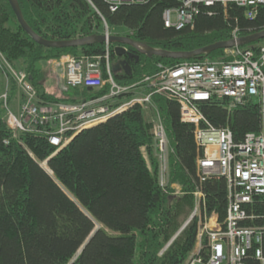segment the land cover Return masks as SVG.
I'll return each mask as SVG.
<instances>
[{"label": "trees", "instance_id": "trees-1", "mask_svg": "<svg viewBox=\"0 0 264 264\" xmlns=\"http://www.w3.org/2000/svg\"><path fill=\"white\" fill-rule=\"evenodd\" d=\"M91 1L18 0L29 26L51 40L102 33L105 20L110 29L126 27L127 34L122 35L138 42L165 50L191 51L234 38L235 29L239 36L264 30V4L253 18L247 16L246 8L233 3L200 5L193 23L177 30L165 26L163 12L177 6L178 0L124 4L115 11L104 0ZM115 45L111 43L113 68L122 59L116 55ZM105 46V42L66 48L39 44L22 27L9 0H0V52L13 68L27 73L40 107L107 94L108 87L53 91L48 85L52 80L55 84L52 60L64 55H103ZM125 46L139 54V59H127L130 73L113 69L115 80L123 85L155 73L159 64L230 58L226 49L181 59L148 57ZM263 46L264 38L240 47L253 49L258 55ZM0 73L4 77L0 82V264H184L196 244L197 219L179 230L193 211L197 187L206 196L208 213L216 212L220 221L225 219L227 182L224 178L200 180L197 159L203 149L195 141L194 125L181 120L178 102L155 95L147 106L132 105L105 122L81 130L56 151L46 134L48 126L39 125L32 131L10 129L7 108L17 112L23 95L15 78L7 80ZM144 89L121 93L106 102L117 107ZM199 108L213 126L230 128L237 142L249 132L264 129V114L255 101L229 109L227 99L212 97L201 101ZM158 114L172 144L166 186L161 184L153 133ZM45 161L51 172L43 166ZM173 185L179 186L182 194L170 193ZM250 211L262 217L264 202L257 200ZM249 264L258 262L250 260Z\"/></svg>", "mask_w": 264, "mask_h": 264}, {"label": "built area", "instance_id": "built-area-1", "mask_svg": "<svg viewBox=\"0 0 264 264\" xmlns=\"http://www.w3.org/2000/svg\"><path fill=\"white\" fill-rule=\"evenodd\" d=\"M104 1L115 11L124 4H139L147 0ZM89 2L92 4L91 0ZM178 3L164 10L163 20L166 27L181 30L193 23L200 5L233 3L246 8L247 16L253 18L264 0H178ZM102 33L107 37L103 55H64L51 61L60 89L79 86L109 88L107 94L76 103L59 102L40 107L37 90L27 73L13 68L0 52L1 72L7 80L16 79L23 95L17 103V112L7 108L6 121L10 129L13 132L32 131L39 125L48 126V139L59 151L81 130L105 122L132 105L147 106L155 95L178 102L181 120L194 125L195 141L203 149V155L197 159L200 180L224 178L228 189L227 213L223 221H220L218 213H208L202 188L197 187L193 192L194 208L181 230L193 219H197L198 230L195 247L184 264H249L250 260L264 264V223H258V219L264 222V215L257 218L250 213L257 200L264 202V129L259 133L249 132L237 142L230 128L213 126L199 108L201 101L216 97L227 99L229 109L255 101L264 114V46L258 55L253 49L234 47L226 49L229 59L205 57L173 65L159 64L155 73L123 85L115 80L112 70L108 38L113 33L105 20ZM237 36L235 29L234 38ZM142 86L144 91L117 107L106 102ZM7 97L5 93L6 104ZM153 133L161 184L166 186L172 149L159 114L153 123ZM171 191L175 195L182 194L179 186L173 185Z\"/></svg>", "mask_w": 264, "mask_h": 264}, {"label": "water", "instance_id": "water-1", "mask_svg": "<svg viewBox=\"0 0 264 264\" xmlns=\"http://www.w3.org/2000/svg\"><path fill=\"white\" fill-rule=\"evenodd\" d=\"M11 7L13 11L15 12L18 21L22 25V27L26 30V32L32 36V38L38 42L39 44H42L47 47H56V48H66V47H73V46H83V45H90L94 43H104L107 40V37L103 33H96L91 34L88 36L70 39V40H51L46 39L40 35H38L26 22V20L23 17L21 7L19 5L18 0H9ZM264 38V30L241 36L237 39H230V40H224V41H217L214 43H211L209 45L203 46L201 48H197L195 50L191 51H172V50H165L161 48L153 47L149 44L138 42L127 35L122 34H112L109 36L108 40L110 43L114 44L116 43L114 50L116 52V55L119 57H122L124 55L136 57L137 60L139 59V54H135L127 49L125 45L132 46L136 49V51L140 54H144L148 57L153 56H162V57H170V58H181V59H188L195 56H199L202 54H208L218 49H228L234 46H241L246 45L255 41H258L260 39ZM123 68L124 70L131 72V65L126 59L119 60L114 65V70L117 71L119 69ZM49 160V159H48ZM47 160V161H48ZM45 161V162H47ZM97 229V228H96ZM96 229L92 231V233L87 238L84 245L81 247L80 251L83 249V247L88 243V241L91 239V237L96 232ZM171 243V242H170ZM169 245V244H168ZM167 245V246H168Z\"/></svg>", "mask_w": 264, "mask_h": 264}, {"label": "rangeland", "instance_id": "rangeland-1", "mask_svg": "<svg viewBox=\"0 0 264 264\" xmlns=\"http://www.w3.org/2000/svg\"><path fill=\"white\" fill-rule=\"evenodd\" d=\"M175 17V15H173V18ZM127 28L126 27H124V26H111V32L112 33H119V34H127ZM239 36V35H238ZM230 49H232V48H230ZM226 54H228V52H226ZM112 65H113V63H112ZM1 78H3L4 79V77H2V75H1V73H0V82H1ZM53 83V84H52ZM48 85H51V87L50 88H52V90L53 91H56V90H60L59 89V87H58V79H57V77H55V84H54V81L52 80V82L51 81H49V83H48ZM57 92H59V91H57ZM14 111H16L15 109H14ZM172 146V144L170 145V147ZM43 165H47L46 164V162L45 163H43ZM48 170H50L49 169V167H48V165H47V167H46ZM191 215V214H190ZM189 218V217H188ZM186 222V221H185ZM184 222V223H185ZM184 225V224H183ZM182 225V226H183ZM100 225L98 224V223H96V227H99ZM175 237V236H174ZM173 240H171L170 242H172Z\"/></svg>", "mask_w": 264, "mask_h": 264}, {"label": "bare ground", "instance_id": "bare-ground-1", "mask_svg": "<svg viewBox=\"0 0 264 264\" xmlns=\"http://www.w3.org/2000/svg\"><path fill=\"white\" fill-rule=\"evenodd\" d=\"M179 4V3H178ZM239 37H241V36H237V38H239ZM237 38H232V39H237ZM241 46H243V45H241ZM234 47H240V46H234ZM234 47H231V48H234ZM228 49H230V48H228ZM112 70H113V67H112ZM96 89V88H95ZM45 163V162H44ZM46 164H47V162H46ZM44 166V165H43ZM45 167V166H44ZM45 169H47L46 167H45ZM50 169V168H49ZM48 170V169H47ZM50 172H51V170H49ZM182 228V227H181ZM181 228H180V230L179 231H181Z\"/></svg>", "mask_w": 264, "mask_h": 264}, {"label": "flooded vegetation", "instance_id": "flooded-vegetation-1", "mask_svg": "<svg viewBox=\"0 0 264 264\" xmlns=\"http://www.w3.org/2000/svg\"><path fill=\"white\" fill-rule=\"evenodd\" d=\"M128 58L132 60L133 59L132 54H131V56H128V55L122 56V59H126L127 60Z\"/></svg>", "mask_w": 264, "mask_h": 264}, {"label": "crops", "instance_id": "crops-1", "mask_svg": "<svg viewBox=\"0 0 264 264\" xmlns=\"http://www.w3.org/2000/svg\"><path fill=\"white\" fill-rule=\"evenodd\" d=\"M52 71H53V69H52ZM54 73V72H53ZM57 77V76H56Z\"/></svg>", "mask_w": 264, "mask_h": 264}]
</instances>
